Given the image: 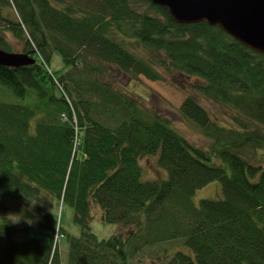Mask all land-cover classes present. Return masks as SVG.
<instances>
[{
	"label": "trees",
	"instance_id": "obj_1",
	"mask_svg": "<svg viewBox=\"0 0 264 264\" xmlns=\"http://www.w3.org/2000/svg\"><path fill=\"white\" fill-rule=\"evenodd\" d=\"M9 36L35 63L0 67V85L28 101L0 102V212L20 224L0 220V264H62L57 236L66 264H264V168L249 156L264 148V55L150 0H0V50L17 53ZM54 53L63 91L45 68ZM162 71L199 81L179 113L207 148L115 87ZM201 96L230 121L212 119ZM152 156L165 180H142ZM216 181L222 198L191 203ZM63 206L80 236L63 228ZM94 219L126 231L99 240Z\"/></svg>",
	"mask_w": 264,
	"mask_h": 264
},
{
	"label": "rangeland",
	"instance_id": "obj_2",
	"mask_svg": "<svg viewBox=\"0 0 264 264\" xmlns=\"http://www.w3.org/2000/svg\"><path fill=\"white\" fill-rule=\"evenodd\" d=\"M8 41L14 52L22 53L23 43L16 41L10 36ZM49 67L51 69L49 75L57 81V76L65 72L62 58L58 53L53 54ZM161 75L163 81L157 82H151L142 76L138 80H132L127 76L120 75L115 79L117 82L115 87L126 97L141 102L146 109L166 118L171 126L193 145L203 149L207 148L210 144L209 138L179 113L180 106L187 97L199 98L198 93L193 89L195 83L199 81L195 77H186L184 75L170 74L163 71ZM0 102L20 105L28 104L27 100L17 97L12 91L2 85H0ZM200 102L208 109L212 119H216V122L224 123L230 121V117L234 115V112L229 108L225 109L215 106L203 97L200 99ZM249 156L250 162L253 165L258 166L260 164L264 168V148L249 152ZM215 163L218 164L220 162L216 160ZM141 166L144 170H142L143 181H151L158 177H162L161 179L164 180L166 179V172L158 167L155 156L144 158L141 161ZM220 198H222L221 184L216 181L196 191L190 199L191 203L197 207L201 200H217ZM3 217L15 220L17 225H20L17 221L18 218L9 213L5 215L0 212V220ZM62 226L72 236L78 237L81 234L79 226L74 222V211L70 206H63L62 208ZM91 231L99 240H106L119 231L125 232L126 229H122V226L117 224H102L98 219H94L91 223ZM31 233L32 236L42 237V232L39 229L34 228ZM22 238L21 236L19 239ZM58 246L62 264H66L68 254L66 240L62 238ZM177 248H182L184 252L190 251L185 246H179Z\"/></svg>",
	"mask_w": 264,
	"mask_h": 264
},
{
	"label": "water",
	"instance_id": "obj_3",
	"mask_svg": "<svg viewBox=\"0 0 264 264\" xmlns=\"http://www.w3.org/2000/svg\"><path fill=\"white\" fill-rule=\"evenodd\" d=\"M166 8L178 24L218 27L248 49L264 55V0H150ZM35 61L0 50V67L20 68Z\"/></svg>",
	"mask_w": 264,
	"mask_h": 264
},
{
	"label": "bare ground",
	"instance_id": "obj_4",
	"mask_svg": "<svg viewBox=\"0 0 264 264\" xmlns=\"http://www.w3.org/2000/svg\"><path fill=\"white\" fill-rule=\"evenodd\" d=\"M12 53V52H11ZM23 54V53H22ZM45 68H46V70H47V72L48 73H51V69H50V67H49V64H46V62H45ZM52 79H53V81H54V83H55V85H56V87H58L61 91H63L62 89H63V87H62V81H60V80H56V79H54L53 77H51ZM66 96L67 97H70L69 96V94H68V92L66 93ZM78 140V136L76 135V141ZM56 238H58L59 239V242H60V240L62 239L61 237L59 238V236H57Z\"/></svg>",
	"mask_w": 264,
	"mask_h": 264
}]
</instances>
